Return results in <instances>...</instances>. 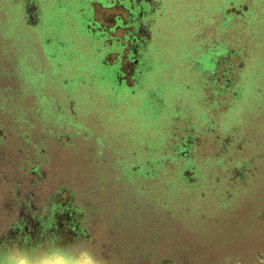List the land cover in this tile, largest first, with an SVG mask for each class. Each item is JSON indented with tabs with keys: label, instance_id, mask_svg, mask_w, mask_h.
I'll use <instances>...</instances> for the list:
<instances>
[{
	"label": "rangeland",
	"instance_id": "obj_1",
	"mask_svg": "<svg viewBox=\"0 0 264 264\" xmlns=\"http://www.w3.org/2000/svg\"><path fill=\"white\" fill-rule=\"evenodd\" d=\"M32 1L0 0V226L65 187L111 264H264V0H152L136 81L124 0Z\"/></svg>",
	"mask_w": 264,
	"mask_h": 264
},
{
	"label": "flooded vegetation",
	"instance_id": "obj_2",
	"mask_svg": "<svg viewBox=\"0 0 264 264\" xmlns=\"http://www.w3.org/2000/svg\"><path fill=\"white\" fill-rule=\"evenodd\" d=\"M96 1L111 9L103 3L106 0ZM68 5H72L71 2ZM153 5L152 0H124L119 6L123 24L117 29L122 31V36L112 39L118 50L111 54L122 52V62L129 65L127 73L132 70L131 78L135 81L143 73L138 66L137 51L147 43L153 22V17L148 20L147 16ZM25 7L32 23L40 19L37 1ZM73 7H69L70 16L75 15ZM77 9L83 8L77 6ZM87 12L89 20L91 10ZM117 64L105 67L100 81L103 85L116 84L129 92L132 87L127 85V78ZM32 173L39 178L43 176L36 169ZM16 193L7 204L9 213L0 226V264H111L107 253L96 254L89 248L94 238L87 226L86 213L74 203L71 190L63 187L41 198L35 196L32 185L28 191L18 185Z\"/></svg>",
	"mask_w": 264,
	"mask_h": 264
},
{
	"label": "trees",
	"instance_id": "obj_3",
	"mask_svg": "<svg viewBox=\"0 0 264 264\" xmlns=\"http://www.w3.org/2000/svg\"><path fill=\"white\" fill-rule=\"evenodd\" d=\"M202 61L205 63V65L207 67H214V63L210 61V57L209 56L206 55L204 58H202Z\"/></svg>",
	"mask_w": 264,
	"mask_h": 264
}]
</instances>
